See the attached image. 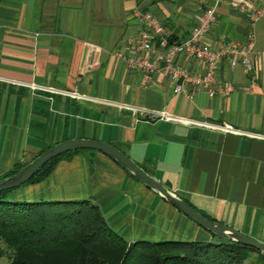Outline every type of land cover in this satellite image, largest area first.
I'll use <instances>...</instances> for the list:
<instances>
[{
	"label": "crops",
	"instance_id": "crops-1",
	"mask_svg": "<svg viewBox=\"0 0 264 264\" xmlns=\"http://www.w3.org/2000/svg\"><path fill=\"white\" fill-rule=\"evenodd\" d=\"M219 0L203 40L211 49L244 41L241 5ZM214 0H0V178L67 139L109 142L195 210L264 243V13L254 27L251 73L222 61L229 96L175 94L167 77L127 70L139 28L134 8L152 10L173 41L186 39ZM192 70L198 62L179 55ZM49 88L56 91H50ZM76 92L73 97L59 91ZM165 112L174 118L152 117ZM195 121V122H191ZM198 122L228 124L225 132ZM21 201L90 199L127 241H212L215 236L110 157L89 149L60 159L43 180L16 187Z\"/></svg>",
	"mask_w": 264,
	"mask_h": 264
},
{
	"label": "trees",
	"instance_id": "trees-1",
	"mask_svg": "<svg viewBox=\"0 0 264 264\" xmlns=\"http://www.w3.org/2000/svg\"><path fill=\"white\" fill-rule=\"evenodd\" d=\"M81 151L89 149L52 158L24 184L43 180L60 159ZM24 164L15 165L1 178ZM15 188L0 191V259L8 255L10 264H264V253L258 249L217 237L129 242L109 227L90 199L11 200L9 193Z\"/></svg>",
	"mask_w": 264,
	"mask_h": 264
},
{
	"label": "built area",
	"instance_id": "built-area-1",
	"mask_svg": "<svg viewBox=\"0 0 264 264\" xmlns=\"http://www.w3.org/2000/svg\"><path fill=\"white\" fill-rule=\"evenodd\" d=\"M219 0H214L199 16L191 28L189 36L182 41H170L164 24L159 16L152 10L134 8L132 17L137 21L139 28L136 35L129 42L130 54L122 51L116 56L122 60L129 71L143 73L142 83L152 80V75L159 73L167 77L172 83L175 94H187L193 97L198 89L207 93H218L229 96L234 90V84H222L217 80V72L222 61L227 60L230 67L240 64L245 73H251L253 64L250 55L254 46V27L264 13V0H251L250 5H241L248 21V34L244 41L231 40L225 45L211 49L203 40L204 35L210 30L216 20L215 8ZM184 55L188 61L198 62L200 68L190 69L178 62L177 57ZM50 91H56L49 88ZM63 94L76 97V92L59 91ZM152 117L171 119L168 113L158 112ZM195 122V121H191ZM199 125L218 129L225 132H241L228 124H213L198 122Z\"/></svg>",
	"mask_w": 264,
	"mask_h": 264
},
{
	"label": "water",
	"instance_id": "water-1",
	"mask_svg": "<svg viewBox=\"0 0 264 264\" xmlns=\"http://www.w3.org/2000/svg\"><path fill=\"white\" fill-rule=\"evenodd\" d=\"M78 149H92L102 152L110 157L115 163L123 168L130 176L140 181L148 188L156 192L160 197L176 207L185 214L189 219L197 223L199 226L207 230L211 235L229 241L238 242L258 249L264 253V243L257 241L227 225L216 220H210L200 214L184 199L178 197L170 191L162 183L154 179L145 172L134 160L122 152L115 145L97 139L78 138L67 139L56 143L32 160L24 164L15 173L0 179V191L18 187L27 182L44 164L52 158L59 156L65 152Z\"/></svg>",
	"mask_w": 264,
	"mask_h": 264
},
{
	"label": "rangeland",
	"instance_id": "rangeland-1",
	"mask_svg": "<svg viewBox=\"0 0 264 264\" xmlns=\"http://www.w3.org/2000/svg\"><path fill=\"white\" fill-rule=\"evenodd\" d=\"M0 264H10V257L8 255L3 256L0 259Z\"/></svg>",
	"mask_w": 264,
	"mask_h": 264
}]
</instances>
